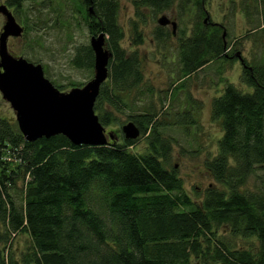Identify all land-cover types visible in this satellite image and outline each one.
Listing matches in <instances>:
<instances>
[{
	"label": "trees",
	"instance_id": "1",
	"mask_svg": "<svg viewBox=\"0 0 264 264\" xmlns=\"http://www.w3.org/2000/svg\"><path fill=\"white\" fill-rule=\"evenodd\" d=\"M57 1L5 3L18 14L26 8L55 9ZM73 1L88 32L106 35L112 52L109 75L94 110L104 126L119 123L116 111L133 107L122 102L123 94L143 84L140 57L120 44L124 30L117 21L118 0ZM173 1L132 3L137 9L163 10ZM202 1L195 0L199 14ZM25 24L28 32L27 19ZM226 36L220 24L197 22L178 46L183 74L209 62L220 68L230 60ZM73 63L92 71L90 45L77 49ZM242 66L241 81L251 91L227 82L212 99V115L221 119L223 133L217 155L206 166L227 190L210 186L201 204L183 190L175 168L164 165L172 141L161 135L159 127L166 122L159 123L152 103L136 104L146 108L126 116L147 137L144 153L130 149L136 138L109 136L105 144L89 145L58 133L26 140L12 118L0 116V264H264V188L241 189L249 175L264 169V56L255 65L243 60ZM173 118L183 127L196 122L192 111ZM4 152L11 160L2 159ZM221 227L225 232L218 231ZM18 234L29 243L17 255L10 243ZM228 235L256 238L257 250L230 245Z\"/></svg>",
	"mask_w": 264,
	"mask_h": 264
},
{
	"label": "rangeland",
	"instance_id": "2",
	"mask_svg": "<svg viewBox=\"0 0 264 264\" xmlns=\"http://www.w3.org/2000/svg\"><path fill=\"white\" fill-rule=\"evenodd\" d=\"M5 1L0 0V4H5ZM118 2L117 21L124 30L120 44L128 53L137 52L144 80L139 89L123 94L122 102L133 107L126 108L125 105L116 111L119 123L105 125L106 132L112 133L118 141L122 140L121 125L128 121V112L146 108L136 104L155 105L159 123L166 122L159 127L160 133L172 141L170 160L164 165L175 168L183 190L195 203L201 204L210 186L227 190L206 166V160L217 155L223 133L221 119L212 115V99L222 92L227 82H232L243 91H251V86L241 81L243 66L238 55L251 65L257 64L258 59L264 56V0H203L202 14H199L195 0H174L169 8L163 10L147 6L137 9L132 0ZM241 4L245 5L244 10L248 9L246 13ZM55 6V9L42 11L35 8L31 12L26 8L25 12L13 13L24 30L20 36L8 37L7 45L14 55L40 63L52 83L66 91L78 83H86L93 76L94 69L90 72L73 63L77 49L89 45L91 34L79 17L74 1L58 0ZM162 15L176 22L174 30L171 24L161 26L158 23ZM26 19L31 26L28 32L25 30ZM204 19L206 23H217L223 27L227 35L226 43L230 47L227 51L232 57L224 60L220 68L209 62L189 75L183 74L178 55L179 43L182 38L191 36L196 23L204 22ZM4 22L5 17L0 13V32ZM134 27L138 28L139 37ZM188 94L196 102L189 101ZM189 111L196 119L194 124L183 127L172 122L173 115ZM0 116L12 118L16 123L15 110L1 93ZM147 141L146 135L140 134L130 149L147 152ZM2 159L11 160L9 152H4ZM15 163V160L11 161L8 167H14ZM262 188L263 168L249 175L241 186L243 191L248 192H257ZM218 231L225 232L223 227ZM226 238L234 247L257 250V239L254 237L233 238L228 235ZM28 243L25 234H18L11 240L10 249L18 255Z\"/></svg>",
	"mask_w": 264,
	"mask_h": 264
},
{
	"label": "water",
	"instance_id": "3",
	"mask_svg": "<svg viewBox=\"0 0 264 264\" xmlns=\"http://www.w3.org/2000/svg\"><path fill=\"white\" fill-rule=\"evenodd\" d=\"M92 11V6L89 7ZM5 17L0 32V93L15 110L19 130L26 140L50 137L61 133L74 144L100 145L113 137L99 121L94 104L101 84L108 78L111 50L103 31L90 36L94 55L93 76L84 84L58 89L44 74L43 66L22 55H14L8 49L9 36H20L24 27L16 20L6 4H0ZM160 25L176 22L162 15ZM125 138L135 139L139 127L128 121L121 126Z\"/></svg>",
	"mask_w": 264,
	"mask_h": 264
},
{
	"label": "flooded vegetation",
	"instance_id": "4",
	"mask_svg": "<svg viewBox=\"0 0 264 264\" xmlns=\"http://www.w3.org/2000/svg\"><path fill=\"white\" fill-rule=\"evenodd\" d=\"M239 56V58L241 59V63H242V61L244 60L242 57H240V55H238Z\"/></svg>",
	"mask_w": 264,
	"mask_h": 264
}]
</instances>
